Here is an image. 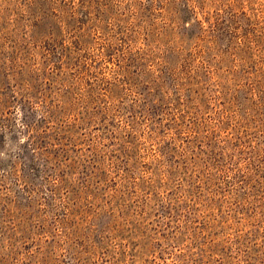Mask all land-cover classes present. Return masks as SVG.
Instances as JSON below:
<instances>
[{
  "label": "rangeland",
  "instance_id": "rangeland-1",
  "mask_svg": "<svg viewBox=\"0 0 264 264\" xmlns=\"http://www.w3.org/2000/svg\"><path fill=\"white\" fill-rule=\"evenodd\" d=\"M261 49L264 0H0V264H264Z\"/></svg>",
  "mask_w": 264,
  "mask_h": 264
},
{
  "label": "trees",
  "instance_id": "trees-1",
  "mask_svg": "<svg viewBox=\"0 0 264 264\" xmlns=\"http://www.w3.org/2000/svg\"><path fill=\"white\" fill-rule=\"evenodd\" d=\"M199 38H201L200 36H198ZM262 41V36L260 33H255V34H248L244 41L242 43L238 44V49H240V51L245 52L247 54V56H244L242 58H251L250 56L254 57V55L256 54V45L259 43L261 44ZM264 49H261L260 52L263 53ZM71 55V54H70ZM14 65L10 66L9 69H11V71H13V75H15L16 73H19L20 71L17 72V70L15 69L16 63H13ZM264 72V69L261 71ZM264 77V76H263ZM59 81H62V84H66L67 80L64 79L62 76H59V78H57V83ZM191 84L194 85V82L191 80ZM50 87L52 88V84H49ZM191 91H193V94L190 98V101L193 103H196L200 106H203L204 104L202 103L203 99L201 96H199L198 94H196V88H192ZM44 94H49V92L47 90L43 91ZM59 93V92H58ZM70 91H68V93L63 94V93H59V98H55L54 102L48 106V110H47V117H54L56 118L58 121H60V119L62 118L61 122L58 125V132L56 133L61 141H66L69 140L70 142L74 143V142H78L81 138L76 136L77 135V129H81V125L83 124H89L94 122V120L96 119V114L97 112L95 111V109H91L88 106V101L91 102L93 99L92 97H88V99H82V105H84V108L81 109V111H77L76 108H74L76 105H79L81 103H78L77 101L80 99L79 97L76 96H71L70 95ZM79 98V99H78ZM264 99V98H263ZM57 101V102H56ZM254 104V102H253ZM254 106V105H253ZM248 107L250 108V110H254L257 111L256 109H254V107ZM77 111V118H75L74 122L72 123H67L66 121V115L70 112V111ZM43 118L44 120H46V118ZM251 120L247 119L246 120V124H250ZM248 126V125H245ZM31 145H37V148H39L40 151H45V147L41 146L40 144H38V142H35V137L31 139L30 142ZM65 152H67V150H63ZM65 163V162H64ZM62 164V163H60ZM59 164V165H60ZM68 166V164H66ZM264 179V178H263ZM64 181V179L62 180ZM262 184H264V180L261 181ZM264 188V187H263ZM259 191V190H258ZM260 195L264 198L263 192L260 193ZM73 212H71L72 215ZM73 233H77L76 230L73 231ZM79 250L76 251V254L79 256L78 252Z\"/></svg>",
  "mask_w": 264,
  "mask_h": 264
}]
</instances>
